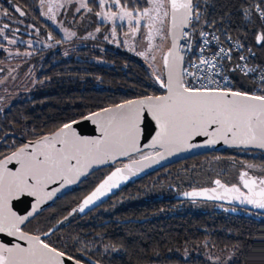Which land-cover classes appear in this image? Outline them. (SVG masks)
I'll list each match as a JSON object with an SVG mask.
<instances>
[{
    "label": "trees",
    "instance_id": "trees-1",
    "mask_svg": "<svg viewBox=\"0 0 264 264\" xmlns=\"http://www.w3.org/2000/svg\"><path fill=\"white\" fill-rule=\"evenodd\" d=\"M190 1L193 31L221 26L253 49L254 59L264 66V0ZM0 2L15 18L39 27L50 40L63 41L42 18L39 0ZM119 2L127 9L146 6L145 0ZM87 3L91 11L98 9L97 0ZM258 33L260 43L256 42ZM93 43L100 41L95 39L56 63L52 59L61 50L53 49V55L35 65L37 79L42 81L35 93L0 109V127L16 134L1 143L0 157L25 139L49 133L90 112L164 91L149 68L129 52L89 45ZM231 77L234 90L264 97L263 84L235 71ZM115 164L88 175L23 229L35 234L47 231ZM247 179L264 185V152L225 148L175 161L128 181L97 210L83 215L75 212L43 241L86 263L207 264L220 255L229 256V264H264L263 213L206 200H200L206 204L203 209H180L193 202L180 197L185 191L223 182L242 186Z\"/></svg>",
    "mask_w": 264,
    "mask_h": 264
},
{
    "label": "water",
    "instance_id": "water-1",
    "mask_svg": "<svg viewBox=\"0 0 264 264\" xmlns=\"http://www.w3.org/2000/svg\"><path fill=\"white\" fill-rule=\"evenodd\" d=\"M169 5V46L164 79L158 82L162 93L90 112L24 140L0 158V264H99L69 256L43 239L75 212L86 214L151 170L225 148L264 152V97L182 87L192 6L190 0H169ZM256 42H261L260 33ZM124 160L47 231L33 234L22 229L88 175ZM180 197L264 214V185L250 179L242 186L223 182L193 188Z\"/></svg>",
    "mask_w": 264,
    "mask_h": 264
},
{
    "label": "rangeland",
    "instance_id": "rangeland-1",
    "mask_svg": "<svg viewBox=\"0 0 264 264\" xmlns=\"http://www.w3.org/2000/svg\"><path fill=\"white\" fill-rule=\"evenodd\" d=\"M145 2V7L135 10L125 8L119 0H97L98 9L91 11L87 0H39L42 18L63 41L50 40L35 24H26L0 5V109L20 96L35 93L42 81L34 67L53 55V49L61 50V55L52 59L56 63L95 39L100 44L89 45L127 51L149 68L155 82L163 80V59L169 46V0ZM205 205L195 200L180 209L200 210ZM229 259L218 255L207 264H229Z\"/></svg>",
    "mask_w": 264,
    "mask_h": 264
},
{
    "label": "built area",
    "instance_id": "built-area-1",
    "mask_svg": "<svg viewBox=\"0 0 264 264\" xmlns=\"http://www.w3.org/2000/svg\"><path fill=\"white\" fill-rule=\"evenodd\" d=\"M254 56L253 49L221 26L198 32L191 28L185 45L182 87L186 91H236L231 71L264 85V66Z\"/></svg>",
    "mask_w": 264,
    "mask_h": 264
},
{
    "label": "flooded vegetation",
    "instance_id": "flooded-vegetation-1",
    "mask_svg": "<svg viewBox=\"0 0 264 264\" xmlns=\"http://www.w3.org/2000/svg\"><path fill=\"white\" fill-rule=\"evenodd\" d=\"M12 136H16V134L14 133V132H12L11 130H8L7 129V127H0V145H1V143H3V142H6L9 138L8 137H12ZM25 140H28V139H25ZM1 158V157H0ZM129 158H127L126 160H128ZM125 162V160L124 161H122V162H120V163H118V164H115L114 165V167L115 166H117V165H121V164H123ZM113 168V167H112ZM201 187H204V186H201ZM197 188H200V187H197ZM186 192V191H185ZM62 198V197H61ZM190 200V199H189ZM57 201V200H56ZM191 201H193V200H191ZM191 203V202H190ZM100 207V205L99 206H97L96 208H94L93 210L95 211V210H97L98 208ZM28 223V222H27ZM26 223V224H27ZM104 223H106V221L104 222ZM25 224V225H26ZM25 225L23 226L24 228H25ZM23 229V228H22ZM24 230V229H23ZM28 232V231H27ZM33 234H35V233H33ZM37 234V233H36Z\"/></svg>",
    "mask_w": 264,
    "mask_h": 264
}]
</instances>
